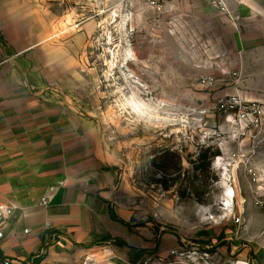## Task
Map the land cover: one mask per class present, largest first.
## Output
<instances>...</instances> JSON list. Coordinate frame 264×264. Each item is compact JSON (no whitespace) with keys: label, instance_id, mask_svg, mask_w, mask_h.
Listing matches in <instances>:
<instances>
[{"label":"crops","instance_id":"0c3cea01","mask_svg":"<svg viewBox=\"0 0 264 264\" xmlns=\"http://www.w3.org/2000/svg\"><path fill=\"white\" fill-rule=\"evenodd\" d=\"M225 2L231 20L204 0H187L183 18L192 34L225 48L231 68L239 66L238 91L260 98L264 0ZM40 5L39 0H0V202L16 206L0 252L20 264H79L103 250L111 264H143L177 241L158 239L150 227L131 226V215L117 202L120 177L106 161L100 128L80 113L81 73L74 63L85 37L80 29L88 31L89 23L70 24L49 42L53 21L37 13ZM70 30L76 33L67 35ZM186 61L188 77L213 74L214 89H222L216 69ZM205 231L210 237H200L201 232L198 238L215 241L212 230ZM249 246L256 264H264V245Z\"/></svg>","mask_w":264,"mask_h":264},{"label":"rangeland","instance_id":"374dc122","mask_svg":"<svg viewBox=\"0 0 264 264\" xmlns=\"http://www.w3.org/2000/svg\"><path fill=\"white\" fill-rule=\"evenodd\" d=\"M39 1L37 13L53 21L49 42L70 24L90 25L88 31L81 27L79 32L85 37L74 63L82 85L76 96L81 101L80 113L100 128L106 161L115 164L120 177L117 202L131 215V226L150 227L158 239L169 237L177 245L181 239L201 240V232L200 237H210L205 230L211 229L224 254L225 230L233 232V228L202 223L198 209L221 215L225 195L232 190L228 215L241 221L238 238L232 239L264 245V129L254 147L245 141L239 148L222 115L212 110L214 98L230 91L200 89L193 81L197 75L188 77L186 58L192 62L188 45L195 42L183 18L187 0H165V10L171 6L172 12L160 16L146 8L143 0H134L132 7L122 0ZM204 1L214 4L215 0ZM129 11L132 18L125 21L123 16ZM75 33L70 30L67 35ZM212 43L225 51L218 42ZM127 48L135 55L128 70L141 86L122 75ZM111 60L114 69L109 68ZM132 95L152 114L135 115L127 105ZM203 110L209 114H201ZM216 151L223 165L215 162ZM204 153L207 159L202 161ZM157 259L143 264H162ZM112 261L100 250L79 264ZM68 263L72 264H62Z\"/></svg>","mask_w":264,"mask_h":264},{"label":"built area","instance_id":"2783aa9c","mask_svg":"<svg viewBox=\"0 0 264 264\" xmlns=\"http://www.w3.org/2000/svg\"><path fill=\"white\" fill-rule=\"evenodd\" d=\"M143 1L146 8L153 11L157 16L172 12L171 6L165 10V5H163L165 0ZM122 2H126L132 7L135 1L122 0ZM214 5L218 7L221 13L225 14L228 20L232 19L225 0H215ZM123 17L125 21H130L132 12L129 11ZM184 22L187 24V21L184 20ZM187 31L189 32V37L193 38L195 42H191L188 45L193 65L205 70L216 69L222 80L219 84L220 87L226 89L233 88L232 92H226L214 98L212 110L218 115H222L226 128L229 129L233 137H236V143L239 148H241L245 141L252 142L254 147L256 138H258L264 129V96L254 98L247 92H239L238 78L240 69L239 66L231 68L232 61L229 54L214 46L213 40L194 35L189 29ZM217 62H222V64L218 66L216 65ZM233 77L234 80L230 79ZM193 81L196 83L197 88L209 91L217 86L213 74H199L193 78ZM201 114L207 115L209 114V110H203ZM219 157L218 155L215 156V162ZM233 198L234 192L230 200L232 201ZM231 207L232 203L231 206H227L224 203L221 207L222 214L219 216L213 215L207 210L200 212L202 213V223L218 225L227 229L233 228L234 231L230 237L224 236V241L228 243L234 241L233 237L238 238V226L241 224L239 217L228 215L231 214L229 211ZM15 210V205L0 202V241L5 237L6 228ZM24 233H27V230H24ZM219 244L220 242H215L211 239L197 241L181 239L179 244L169 248L165 255L158 256L157 261L162 264H256L254 254L246 243L239 241V245H224V254L221 253ZM0 264L20 263L0 252Z\"/></svg>","mask_w":264,"mask_h":264},{"label":"bare ground","instance_id":"6f19581e","mask_svg":"<svg viewBox=\"0 0 264 264\" xmlns=\"http://www.w3.org/2000/svg\"><path fill=\"white\" fill-rule=\"evenodd\" d=\"M115 16V15H114ZM122 27V25H120ZM112 52V51H111ZM112 56H114V53H112ZM135 61V55L134 53L132 52V50L130 48H127L126 51H125V55H124V62L122 63L121 65V68L122 69V75L124 77L125 80H127V82H130V83H133L135 85H140L136 78H135V75H133V73H131L129 70H128V62H133ZM109 68L110 69H114L116 67V64L114 63L113 60L109 61ZM133 85V86H135ZM132 86V88H133ZM141 86V85H140ZM157 104V103H156ZM127 105L131 108V110L133 111V113L139 117H143L144 115H151L152 114V111H150L149 109H147L145 106H143L141 103H138L136 101V98L134 95H132V97H130V99H128V102H127ZM158 105V104H157ZM150 119V118H149ZM216 162H220L221 165L222 164V159L221 157H219ZM224 167V166H222ZM226 168V167H225ZM233 191L232 190H229V195L228 197H226L225 195V204L227 205L228 203H232V201L230 200V197L232 195ZM206 209H198V212L200 213L201 211H205Z\"/></svg>","mask_w":264,"mask_h":264},{"label":"trees","instance_id":"16d2710c","mask_svg":"<svg viewBox=\"0 0 264 264\" xmlns=\"http://www.w3.org/2000/svg\"><path fill=\"white\" fill-rule=\"evenodd\" d=\"M215 155H219V152L216 151L215 152ZM200 158H201L202 161L206 160L207 159V153H204L203 155H201ZM109 214H110V216H111L112 219L119 221V219H117L112 212L109 211ZM120 222L124 224L123 221H120ZM120 244H122V243H120Z\"/></svg>","mask_w":264,"mask_h":264}]
</instances>
